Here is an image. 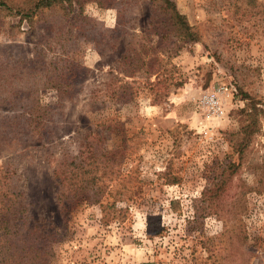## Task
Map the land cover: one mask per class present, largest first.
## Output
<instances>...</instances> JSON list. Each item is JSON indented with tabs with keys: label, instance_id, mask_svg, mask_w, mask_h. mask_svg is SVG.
<instances>
[{
	"label": "rangeland",
	"instance_id": "rangeland-1",
	"mask_svg": "<svg viewBox=\"0 0 264 264\" xmlns=\"http://www.w3.org/2000/svg\"><path fill=\"white\" fill-rule=\"evenodd\" d=\"M82 1L79 45L73 55L57 56L78 91L63 103L51 140L0 128V178L9 173L25 195V229L50 237V264H264V0H173L201 34L200 42L178 45L147 1ZM118 23L123 34L114 32ZM47 25L0 19V116L14 114L16 99L37 87L36 46L46 44ZM103 33L107 45L97 38ZM141 40L159 57L155 70L182 85L151 90L135 76L126 78L138 81L131 102L92 100L89 91L110 72L118 75L128 43ZM40 102L56 104L55 92L40 91ZM253 105L262 112L239 159L230 135L250 123ZM88 132L120 161L117 182L100 204L85 197L58 204L54 160L74 153ZM239 161L226 192L236 207L225 214L202 194Z\"/></svg>",
	"mask_w": 264,
	"mask_h": 264
},
{
	"label": "trees",
	"instance_id": "trees-1",
	"mask_svg": "<svg viewBox=\"0 0 264 264\" xmlns=\"http://www.w3.org/2000/svg\"><path fill=\"white\" fill-rule=\"evenodd\" d=\"M140 1H147L167 20L174 45L201 41L199 31L180 14L173 0H134V3ZM100 5L104 7L103 4ZM82 11V0H0V19L14 16L18 17L19 21L26 20L31 25L36 20V25L48 23L47 27L51 31L46 44L43 41L36 46L37 87L29 90L28 96L21 94L16 99L15 105L10 107L15 111L14 114L0 116V128L5 130L8 128L11 130L13 127L24 128L25 132H29L36 138V142L41 144L51 140L63 103L78 91L77 85L60 66L57 56L75 53L80 35L84 31ZM120 12H123V7ZM49 17L50 21L47 20ZM117 26L114 32L123 34L124 28L122 32L119 29L121 23ZM97 38L100 39L99 43L103 42L106 45L110 43L106 33L98 34ZM138 38L140 39L139 36ZM149 49L152 48L142 40L136 43L130 41L126 53L117 61L118 75L110 72L111 75L103 79L99 88L89 91V97L101 103H129L138 95V88L135 87L138 81L135 79L128 81L126 78L135 76H142L149 81L147 84L151 90L158 85L167 90L180 87L182 81H175L169 73L155 70L154 61L159 57ZM46 51L53 54L49 61L43 56ZM30 75L35 77L33 72ZM153 75L155 82L150 81ZM18 78L21 81L20 74ZM44 89L55 92L56 104H41L40 91ZM247 97L248 95L244 94L243 98ZM259 110L262 112L253 105L251 112L246 114L250 118V123L242 125L236 133L230 135L232 148L239 159H243L251 137L256 131ZM241 112L243 113V110ZM103 144L104 140L99 135L88 132L79 141L74 153H61L54 160L52 176L57 186L55 199L58 204L66 200H76L78 197H85L86 202L91 204L103 202V196L117 182L121 164L115 159L113 150H104ZM240 163L241 161L230 162L222 170L218 182L202 194L204 202L216 203L225 214H230L236 207L235 202L228 200L226 192H229L231 180L239 176ZM24 197L19 184L12 180L9 173L0 178V264H50L49 257L52 252L50 237L39 229L26 230L24 227L28 214Z\"/></svg>",
	"mask_w": 264,
	"mask_h": 264
}]
</instances>
